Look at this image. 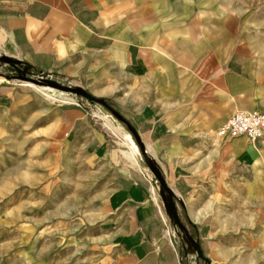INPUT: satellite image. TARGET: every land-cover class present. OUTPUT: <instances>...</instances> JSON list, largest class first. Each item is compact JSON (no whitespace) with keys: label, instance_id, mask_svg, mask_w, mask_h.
Returning a JSON list of instances; mask_svg holds the SVG:
<instances>
[{"label":"crops","instance_id":"crops-1","mask_svg":"<svg viewBox=\"0 0 264 264\" xmlns=\"http://www.w3.org/2000/svg\"><path fill=\"white\" fill-rule=\"evenodd\" d=\"M225 1L0 0V51L111 103L183 201L181 221L210 264H264V250L235 232L264 226V134L216 135L236 111H264V75ZM50 98L1 81L0 123L28 121L64 158L80 153L112 171L97 231L113 264H187L126 145L84 105Z\"/></svg>","mask_w":264,"mask_h":264},{"label":"rangeland","instance_id":"rangeland-1","mask_svg":"<svg viewBox=\"0 0 264 264\" xmlns=\"http://www.w3.org/2000/svg\"><path fill=\"white\" fill-rule=\"evenodd\" d=\"M230 2L237 15V40L254 48L264 75V0ZM80 104L114 141L123 142L90 104L85 100ZM9 118L8 129L4 119L0 123V264H113L97 231L112 171L80 153L71 160L64 158L58 146L39 138L35 124L11 123ZM262 228L248 225L235 232L247 239L240 242L243 246L264 250V241L257 240ZM246 251L233 257L242 258Z\"/></svg>","mask_w":264,"mask_h":264},{"label":"water","instance_id":"water-1","mask_svg":"<svg viewBox=\"0 0 264 264\" xmlns=\"http://www.w3.org/2000/svg\"><path fill=\"white\" fill-rule=\"evenodd\" d=\"M2 62L6 63L10 69L16 65L19 72L23 73H17L13 76L7 73L1 75L7 81H22L31 84L44 95L60 101L79 104L82 100H85L90 104L100 114L108 127L123 140L140 170L148 177L165 212L173 237L177 236L183 242V252L188 259L187 264L189 260H194L193 264H197L198 260H201L204 264H210V261L203 255L197 238L187 230L185 224L181 221L178 205L183 207V201L167 185L162 169L148 152L136 129L121 114L111 108L105 99L93 97L69 79L38 70L33 66L8 57L0 51V63ZM28 69L30 73L27 72ZM33 71L35 74H32ZM34 76H37V78ZM180 263L182 264V259Z\"/></svg>","mask_w":264,"mask_h":264},{"label":"built area","instance_id":"built-area-1","mask_svg":"<svg viewBox=\"0 0 264 264\" xmlns=\"http://www.w3.org/2000/svg\"><path fill=\"white\" fill-rule=\"evenodd\" d=\"M264 134V111H236L231 117L216 131L217 137L221 139H234L246 137L251 142L256 143ZM164 214V213H163ZM194 260H189L188 264H193Z\"/></svg>","mask_w":264,"mask_h":264},{"label":"flooded vegetation","instance_id":"flooded-vegetation-1","mask_svg":"<svg viewBox=\"0 0 264 264\" xmlns=\"http://www.w3.org/2000/svg\"><path fill=\"white\" fill-rule=\"evenodd\" d=\"M27 72L30 73L29 69ZM6 73L10 76L17 75V73L23 74L22 72H19V68L16 65L12 66V69H10V67L6 63L2 62V63H0V76L4 75ZM32 74H35V72L33 71ZM34 77L37 78V76H34ZM108 105L111 108H113L114 110H116L111 104L108 103ZM186 228H187V226H186ZM187 230H188V228H187ZM175 239H176L177 243L179 244V246L181 247V249H184L183 248V242L181 240H179L177 236H175ZM196 263L197 264H204L201 260H198Z\"/></svg>","mask_w":264,"mask_h":264},{"label":"bare ground","instance_id":"bare-ground-1","mask_svg":"<svg viewBox=\"0 0 264 264\" xmlns=\"http://www.w3.org/2000/svg\"><path fill=\"white\" fill-rule=\"evenodd\" d=\"M2 80H0V82H1ZM34 87V86H33ZM34 89H36V88H34ZM123 145H126L124 142L122 143ZM131 153V152H130ZM130 155H132V154H130ZM133 156V155H132ZM134 158V157H133Z\"/></svg>","mask_w":264,"mask_h":264},{"label":"trees","instance_id":"trees-1","mask_svg":"<svg viewBox=\"0 0 264 264\" xmlns=\"http://www.w3.org/2000/svg\"><path fill=\"white\" fill-rule=\"evenodd\" d=\"M106 102H108V101H106ZM109 103V102H108Z\"/></svg>","mask_w":264,"mask_h":264}]
</instances>
